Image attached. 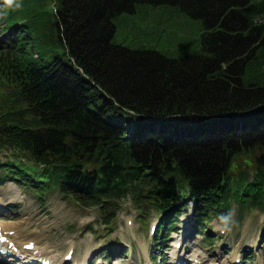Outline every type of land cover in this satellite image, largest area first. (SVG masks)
Instances as JSON below:
<instances>
[{
  "label": "trees",
  "instance_id": "1",
  "mask_svg": "<svg viewBox=\"0 0 264 264\" xmlns=\"http://www.w3.org/2000/svg\"><path fill=\"white\" fill-rule=\"evenodd\" d=\"M54 2L61 18L45 14ZM145 3L155 4L150 18L170 9L204 25L200 51L209 57L169 58L113 43L114 18ZM21 6L24 14L14 20L28 19L35 41L20 45L12 61L2 63L13 79L11 87L21 85L4 95L12 141L24 147L46 145V154L59 155L90 175L96 169L100 178L121 187L152 179L161 184L172 169L179 180L225 198L235 187L254 197L264 190V128L258 131L264 125V22H259L264 0H22ZM139 33L141 38L132 43L146 44L144 37L155 34L148 23ZM57 48L63 50L60 55ZM73 57L87 76H54L73 70ZM120 109L130 116L126 128L143 116L187 114L202 120L245 111L253 122L252 134L235 142L178 145L170 152L160 146L132 149L121 140L126 128L116 131L102 123ZM159 135L151 132L142 141L156 142ZM181 135L179 141L185 139ZM59 143L68 151L53 152ZM146 171L149 178L140 176ZM82 177L87 174L75 173L72 179Z\"/></svg>",
  "mask_w": 264,
  "mask_h": 264
},
{
  "label": "rangeland",
  "instance_id": "2",
  "mask_svg": "<svg viewBox=\"0 0 264 264\" xmlns=\"http://www.w3.org/2000/svg\"><path fill=\"white\" fill-rule=\"evenodd\" d=\"M142 11L143 13L141 15V21L138 23V25L140 23L147 22L149 24V32L152 31L155 34L146 35L144 37L146 44H139L132 43L128 39V27L119 30L117 37L124 39L129 48H147L156 50L169 58L185 56L189 54L191 50L200 48V46L195 47V43H200L198 36L204 25H200L198 20L193 19L189 15H185L183 13L172 12L170 9H161L153 18H150L148 15L155 13V11L153 10L152 6L147 5L142 7ZM132 16H135V14H132ZM170 16L174 17L175 19L167 20ZM259 22H264V20L260 19ZM114 40L118 41V39ZM251 43L252 42H249L247 48ZM194 53L202 57H209L207 53H202L201 51L199 53ZM208 53L212 54L211 52ZM11 192V190H6V196L8 197ZM129 210L130 209H126V213H128ZM60 214H62L65 218H71L72 215L76 218L80 217V214H77L76 212L74 214H70L67 213L66 210L61 211ZM233 215V232L230 235L227 231L221 239H226V243L230 244V246L233 247V250H236L237 254L249 246H255V257L253 264H264V249H262L261 242V226L262 222L264 221L263 216L259 211H244L242 213V218L240 219L241 209L237 206L234 207ZM213 230H216V228H213ZM222 244H225L224 241Z\"/></svg>",
  "mask_w": 264,
  "mask_h": 264
},
{
  "label": "bare ground",
  "instance_id": "3",
  "mask_svg": "<svg viewBox=\"0 0 264 264\" xmlns=\"http://www.w3.org/2000/svg\"><path fill=\"white\" fill-rule=\"evenodd\" d=\"M158 128L159 127L153 126L148 131H149V133L156 132V129H158ZM160 130L162 131V130H167V129H165L164 127H162V128H160ZM128 131H129V128H126L125 133L128 132ZM182 138H183V136L180 134L179 139H182ZM37 260H38V257H34L33 259L29 260V263L30 264H35Z\"/></svg>",
  "mask_w": 264,
  "mask_h": 264
},
{
  "label": "clouds",
  "instance_id": "4",
  "mask_svg": "<svg viewBox=\"0 0 264 264\" xmlns=\"http://www.w3.org/2000/svg\"><path fill=\"white\" fill-rule=\"evenodd\" d=\"M221 220H223V221H225V222H227L228 221V219H229V216L228 215H221Z\"/></svg>",
  "mask_w": 264,
  "mask_h": 264
}]
</instances>
